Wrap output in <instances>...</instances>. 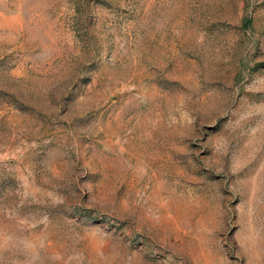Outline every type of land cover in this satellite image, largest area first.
Returning a JSON list of instances; mask_svg holds the SVG:
<instances>
[{
  "label": "rangeland",
  "instance_id": "1",
  "mask_svg": "<svg viewBox=\"0 0 264 264\" xmlns=\"http://www.w3.org/2000/svg\"><path fill=\"white\" fill-rule=\"evenodd\" d=\"M0 264H264V0H0Z\"/></svg>",
  "mask_w": 264,
  "mask_h": 264
}]
</instances>
